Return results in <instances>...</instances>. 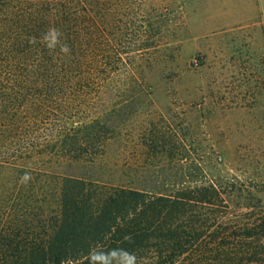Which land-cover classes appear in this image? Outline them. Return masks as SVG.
I'll use <instances>...</instances> for the list:
<instances>
[{"label":"trees","instance_id":"16d2710c","mask_svg":"<svg viewBox=\"0 0 264 264\" xmlns=\"http://www.w3.org/2000/svg\"><path fill=\"white\" fill-rule=\"evenodd\" d=\"M185 25L176 0H0V264H264V212L237 213L264 182L154 108Z\"/></svg>","mask_w":264,"mask_h":264},{"label":"rangeland","instance_id":"374dc122","mask_svg":"<svg viewBox=\"0 0 264 264\" xmlns=\"http://www.w3.org/2000/svg\"><path fill=\"white\" fill-rule=\"evenodd\" d=\"M176 1L184 5L186 25L171 75L149 80L154 108L171 109L198 124L201 144L223 158L213 169L216 175L259 187L264 182V0ZM237 201L243 206L237 213L246 219L264 212V192Z\"/></svg>","mask_w":264,"mask_h":264},{"label":"clouds","instance_id":"9594fccd","mask_svg":"<svg viewBox=\"0 0 264 264\" xmlns=\"http://www.w3.org/2000/svg\"><path fill=\"white\" fill-rule=\"evenodd\" d=\"M58 36H59V33L56 29H51L49 30L48 33H46L43 37V40L46 42V46L50 49L54 48L56 43H57V39H58ZM61 51L62 52H67L68 49L67 47H62L61 48ZM29 177L28 175L26 174L23 179L24 180H27ZM111 256H116L117 255V252L116 251H112L110 253ZM120 256L122 258V262L123 264H135V261H136V257L130 253H127V252H124L123 250L120 251ZM101 260H104V261H107L106 257L104 255H96V254H93V255H90V261L92 262V264H94V262L96 261H101Z\"/></svg>","mask_w":264,"mask_h":264}]
</instances>
